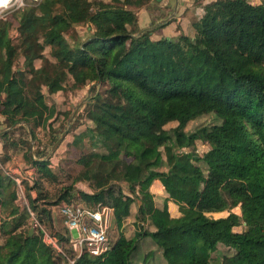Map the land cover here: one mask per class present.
<instances>
[{
	"label": "trees",
	"instance_id": "trees-1",
	"mask_svg": "<svg viewBox=\"0 0 264 264\" xmlns=\"http://www.w3.org/2000/svg\"><path fill=\"white\" fill-rule=\"evenodd\" d=\"M121 2H27L17 10V43L10 37L11 22L0 17V114L8 124L28 121L33 138L36 127L56 131L55 105L49 107L52 120L44 121L37 102L42 87L52 94L64 89L65 81L81 87L99 78L101 89L83 107L93 125L73 138L77 143L87 136L92 149L77 159L82 168L71 182L91 188V193L79 191L91 198L86 205H109L122 223L133 217L134 233L122 234L124 245L116 259L118 241L101 255H77L59 211L63 202H80L72 183L51 199L42 184L56 176L50 159L41 151L33 159L26 148L23 158L33 167L32 184L23 180L27 205L16 203L17 183L5 167L9 157H0V264H131L139 237L155 242L165 264H212L197 256L196 241L234 248L218 264H264V3L214 0L191 22L194 34L152 39L150 30L133 35L139 31L133 7L145 0ZM80 23L92 27L86 43L65 37ZM46 46L61 65L55 73L43 55ZM20 55L23 65L13 68ZM37 59L42 60L39 66ZM26 110L36 112L28 116ZM206 113L216 122L186 130L193 117ZM137 114L144 130L130 123ZM169 122L176 124L164 127ZM55 138L52 133L50 142ZM198 138L212 146L201 154L185 151ZM2 139L5 148L16 145L9 132ZM158 176L164 177L162 202L149 190ZM192 183L198 197L188 204ZM167 200L178 204L179 216H170ZM237 205L240 213L232 210ZM241 223L242 230L232 229Z\"/></svg>",
	"mask_w": 264,
	"mask_h": 264
},
{
	"label": "rangeland",
	"instance_id": "rangeland-1",
	"mask_svg": "<svg viewBox=\"0 0 264 264\" xmlns=\"http://www.w3.org/2000/svg\"><path fill=\"white\" fill-rule=\"evenodd\" d=\"M87 3H91L93 0H85ZM103 1H111V0H103ZM113 1V0H112ZM122 1V0H121ZM121 1L114 0L115 4L120 5ZM24 2H28L24 0ZM149 3V2H148ZM146 4L147 6L149 4ZM152 3V2H151ZM134 5H128V8H131ZM21 8V7H19ZM17 7H14L13 9H10L6 14L5 17L7 20L11 22V27H10V37L12 38L13 43L19 42V31L17 28V10L19 9ZM135 8V7H133ZM132 8V9H133ZM153 8V6H151ZM155 18H152V21H154ZM140 31V28H139ZM137 31V32H139ZM92 27L87 24V23H80L74 25L73 29L68 30L65 32V37L69 40L72 36H76L77 38H81L84 43L87 42L92 37ZM136 34V33H134ZM186 34L191 35L194 34V28L192 24H190L188 31H186ZM32 43L31 41H28ZM95 44V43H94ZM94 44H89L88 47H94ZM125 45L120 47L117 52L122 51L124 49ZM43 55L46 59L47 64L51 65L55 73L57 69L61 67L55 59L50 56V47L46 46L43 50ZM44 59V60H45ZM24 62V57L23 55H20L15 64L14 67H21ZM42 63L41 59H37L34 61V64L36 66H39ZM100 81L98 82H93V83H88L86 85H83L81 87H72L70 84V80L65 81V87L62 90H59L55 93L49 94L47 92V89L45 86L42 87L43 90V95L38 99V105L41 106V108L44 109L45 111V118L44 121H50L53 118L52 111H49L50 105H55L57 109V114L58 117L56 120L52 121L53 128L56 130H49L45 128H40L36 127L35 130V135L36 137L33 138L32 141V151L37 154V152L45 153L48 154L51 149V145L53 142L57 139V137L61 134V132L67 128V131L65 135L63 136L62 140L60 143L57 145V147L49 154V159H50V166L55 172L56 176L54 179H43L42 184L44 189H46L50 194L53 195L51 199H54V194L58 191L59 188L61 187H66L70 185L72 182V178L74 175L77 174V172L82 168L81 163L78 162V158L87 153L92 149L91 141L87 136H83L77 143L73 142L74 136L86 129L87 127H90L93 125V123L88 120L84 116L83 112V107L86 102V100L93 95L96 91H98L100 88ZM88 94V96H87ZM78 105L77 109L76 106ZM75 111V115L73 117L72 113ZM36 111L32 110H26V114L28 116H31L34 114ZM4 119L3 116H1V119ZM215 117L211 113H206L202 115H198L193 117L186 125V130L192 131L196 129L198 126L203 125V124H210L214 123ZM143 118L140 114L136 115V118L134 121H131V125L136 127L139 130H144L143 127ZM3 123L6 125V127L10 126L7 122ZM176 123L175 122H169L167 123L164 127L170 128L174 126ZM15 127V126H14ZM14 127H11L8 129L6 132H9V139L15 141V146L12 148H5L3 152L0 153V157H3L4 155H8V161L5 163V167L8 170L9 173H12L15 177L19 179V185L16 186V191H17V198H16V203L19 205H27V198L25 195V189H24V181H26L28 184H32L30 176V172L33 171V167L31 166V163L23 158V151L24 149H28V154H29V149H30V135L27 131V128H21L14 130ZM14 130V131H13ZM27 133V134H26ZM54 133L56 135V138L53 142H50V136L51 134ZM212 144L203 139V138H198L195 139L194 142L189 145L188 147L185 148V151L187 152H195L198 154H201L202 152L206 151L208 148H210ZM30 155V154H29ZM17 175V176H16ZM29 176V177H28ZM157 180L161 183L164 181V177L158 176ZM73 189L72 192L76 197L79 198L80 202L85 203L88 199L91 201L90 197H87L88 199L84 198L82 193L85 191H88L87 193H91V188L87 185L86 182L83 181H76L72 183ZM81 191V192H79ZM30 192L35 196L36 195V190L32 189ZM79 193H81L82 199L79 197ZM198 197L197 193V188L194 183L191 184L189 188V194L186 197V201L188 204H194ZM232 210L237 211L240 213V208L239 206H234ZM34 223L35 220L30 221L29 229L32 228L34 230ZM140 228L145 227V222H140L139 224ZM136 228L138 226L136 225ZM244 228V223H241L240 225L234 226L232 229L235 231L237 230H242ZM32 230V231H33ZM130 230V231H129ZM57 231V230H55ZM54 233L58 235L57 232ZM132 229L128 228V225L122 226V220L120 218H116L113 214L110 216L109 219V228H108V237L110 244H113L115 241L118 245L113 251V256L112 258L116 259L118 257V254L120 252V249L123 246V240H121L120 236L122 232H125L126 234H130ZM74 233V232H73ZM200 241H196L194 243V247L199 246ZM218 243L214 245H209V246H204V249L201 248V256L203 258L206 257V253L208 255V258H210V261L212 264H218L222 255L223 251L221 248H217ZM221 245V244H220ZM138 256L140 257L142 255V251L138 249L137 251ZM212 254V256H210ZM143 256L140 257V261H142ZM149 259L146 260L144 264H148ZM142 263V262H141Z\"/></svg>",
	"mask_w": 264,
	"mask_h": 264
},
{
	"label": "crops",
	"instance_id": "crops-1",
	"mask_svg": "<svg viewBox=\"0 0 264 264\" xmlns=\"http://www.w3.org/2000/svg\"><path fill=\"white\" fill-rule=\"evenodd\" d=\"M212 1L214 0H145L144 4L134 8L137 18V25L140 28V30L141 29L150 30V37L152 39H158L161 36H167V37L176 36L180 33L186 34V31H188L191 22L203 16L205 14L204 6ZM249 1L255 4L264 3V0H249ZM147 3L149 4L148 5L149 7L146 5ZM151 6H153V8H151ZM152 18H155V20L152 21ZM1 116L3 115L0 114V125L4 124L3 120L5 122V116H3L4 119L3 118L1 119ZM20 124H23L26 127L24 123H20ZM29 125L31 127L30 123ZM5 133L8 132H4L0 135V153L3 152V150L5 149L4 139H2V135ZM32 173L33 171L30 172L29 175L30 177L28 176L29 178H31ZM10 174L12 175L13 178L15 177L12 173ZM30 190L32 189H29V192ZM149 190L154 194L155 201L162 202L163 197L165 195L163 183L159 182L157 178H155L150 184ZM87 192L88 191H85V193ZM30 194L34 196L31 192ZM88 201L90 202V200ZM79 203L86 205L85 203L82 202ZM166 203L170 216L176 217L180 215L178 204H176L172 200H167ZM97 204H100V202L97 203L93 202L92 204L86 206H95ZM112 214H113V209L111 207V216ZM133 220L134 218L129 215L128 217L125 218L124 222L122 223V226H126L129 224L128 228H131L133 230L131 231L132 232L131 235H133L135 229ZM61 223L64 225V222ZM65 230L67 235L68 231L66 227ZM122 234L126 237L131 236L130 234H126L125 232H122ZM122 234L120 236L121 240H123ZM67 239H68V235H67ZM136 242H137V248L134 250V253L132 255L131 264H144L147 259H149L148 264H165V260L162 257L160 250L158 249L157 245L152 239H150L149 237H139L137 238ZM216 246L217 248H221L222 250H224L223 255H231L234 252V248L227 246L223 243L218 242ZM201 248L204 249V246L199 245L196 250V254L197 256L199 255L200 258H203L200 252ZM138 249L142 251V255H141L143 256L142 261H140L141 256L137 257ZM210 256H212V254ZM206 257L207 258L205 259H208L210 261V258H208L207 253H206Z\"/></svg>",
	"mask_w": 264,
	"mask_h": 264
},
{
	"label": "built area",
	"instance_id": "built-area-1",
	"mask_svg": "<svg viewBox=\"0 0 264 264\" xmlns=\"http://www.w3.org/2000/svg\"><path fill=\"white\" fill-rule=\"evenodd\" d=\"M26 1L38 3L41 0ZM25 4L24 0H11L6 8L0 9V17L6 18L5 14L10 9L23 7ZM14 179L19 185V179L17 177ZM59 211L64 216L63 222L68 231L67 240L77 255L82 252H87L92 256L101 255L110 248L107 234L111 216L110 206L101 203L95 206H86L71 200L61 203ZM45 236L55 248L59 249L57 242L52 237ZM70 261L73 262V260Z\"/></svg>",
	"mask_w": 264,
	"mask_h": 264
},
{
	"label": "water",
	"instance_id": "water-1",
	"mask_svg": "<svg viewBox=\"0 0 264 264\" xmlns=\"http://www.w3.org/2000/svg\"><path fill=\"white\" fill-rule=\"evenodd\" d=\"M143 31H145L144 29H141L139 32H137L136 34H140L142 33ZM136 34H133V35H136ZM99 81V78L96 80V82ZM88 96V94H87ZM78 105L76 106V109H77ZM76 109H74L73 113H72V116L73 117L75 115V111ZM20 123H24L26 125V128H27V131L30 135V149H29V154L30 156L33 158V159H36L37 156L35 155V153L32 151V141H33V138H32V131H31V127L28 123V121H25V120H17L16 122H14L13 124H11L10 126L6 127L5 124H2L0 125V135L4 132H6L8 129H10L11 127H14L16 126L17 124H20ZM67 131V128L64 129L61 134L57 137V139L53 142V144L51 145V149H50V152L48 154L45 155L44 158H48L49 157V154H51V152L57 147V145L60 143V141L62 140L63 136L65 135ZM32 228L29 229L28 233L31 234L32 233Z\"/></svg>",
	"mask_w": 264,
	"mask_h": 264
},
{
	"label": "clouds",
	"instance_id": "clouds-1",
	"mask_svg": "<svg viewBox=\"0 0 264 264\" xmlns=\"http://www.w3.org/2000/svg\"><path fill=\"white\" fill-rule=\"evenodd\" d=\"M10 2L11 0H0V9L6 8Z\"/></svg>",
	"mask_w": 264,
	"mask_h": 264
}]
</instances>
